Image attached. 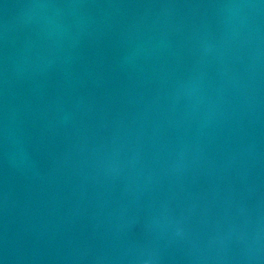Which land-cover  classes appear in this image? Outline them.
<instances>
[{
  "label": "water",
  "instance_id": "water-1",
  "mask_svg": "<svg viewBox=\"0 0 264 264\" xmlns=\"http://www.w3.org/2000/svg\"><path fill=\"white\" fill-rule=\"evenodd\" d=\"M0 264H264V0H0Z\"/></svg>",
  "mask_w": 264,
  "mask_h": 264
}]
</instances>
